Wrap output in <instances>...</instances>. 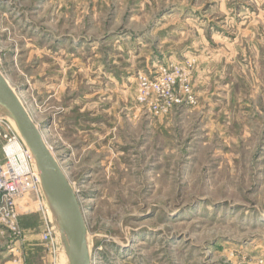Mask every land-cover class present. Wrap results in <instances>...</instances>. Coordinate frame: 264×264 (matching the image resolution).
Listing matches in <instances>:
<instances>
[{
	"label": "rangeland",
	"instance_id": "374dc122",
	"mask_svg": "<svg viewBox=\"0 0 264 264\" xmlns=\"http://www.w3.org/2000/svg\"><path fill=\"white\" fill-rule=\"evenodd\" d=\"M1 4L0 69L78 193L91 264H264V0ZM187 62L196 104L140 113L139 75ZM37 202L16 198L0 264H68Z\"/></svg>",
	"mask_w": 264,
	"mask_h": 264
},
{
	"label": "built area",
	"instance_id": "2783aa9c",
	"mask_svg": "<svg viewBox=\"0 0 264 264\" xmlns=\"http://www.w3.org/2000/svg\"><path fill=\"white\" fill-rule=\"evenodd\" d=\"M192 69L193 62H187L186 64H171L149 73H141L138 77L136 97L139 112L159 118L183 106L196 104L197 99L191 83ZM0 123H5L8 127V131L3 133L0 131V137L6 142L4 151L7 156V158L0 156V225L16 232L18 230L16 198L26 192H31L37 196V209L45 217L49 214V208L33 165L29 164V166L26 163L25 172L19 171L20 165L16 161V155L19 152L9 154L6 147L17 141L23 151L22 154L31 159L30 149L23 143L21 135L18 134L8 117L0 116ZM46 222L47 231L43 233V238L47 244L55 247L57 242L54 239V226L47 219Z\"/></svg>",
	"mask_w": 264,
	"mask_h": 264
},
{
	"label": "water",
	"instance_id": "95a60500",
	"mask_svg": "<svg viewBox=\"0 0 264 264\" xmlns=\"http://www.w3.org/2000/svg\"><path fill=\"white\" fill-rule=\"evenodd\" d=\"M0 115L14 121L30 149L40 176L42 192L57 227L60 244L69 264H91L88 226L78 193L58 158L0 69ZM51 214V216H52Z\"/></svg>",
	"mask_w": 264,
	"mask_h": 264
},
{
	"label": "bare ground",
	"instance_id": "6f19581e",
	"mask_svg": "<svg viewBox=\"0 0 264 264\" xmlns=\"http://www.w3.org/2000/svg\"><path fill=\"white\" fill-rule=\"evenodd\" d=\"M10 119V118H9ZM10 121H11V123L13 124V126H14V128L16 129V131L18 132V134H20V132H19V130H18V128H17V126H16V124L14 123V121L12 120V119H10ZM23 143H25L24 142V140H23ZM26 144V143H25ZM6 150H7V152L9 153V154H14V153H17V152H19V154H20V157H21V160H22V163L20 164V166H19V171H24V170H26V167H27V165H26V161L24 160V155L22 154V149H21V146H20V144L17 142V141H14V142H12L10 145H8L7 147H6ZM31 154V153H30ZM31 159H32V161H33V163L35 164V162H34V159H33V157H32V154H31ZM18 163H19V161H18ZM17 163V164H18ZM36 166V165H35ZM35 171H36V173H37V176H38V171H37V168L35 167ZM39 177V180H40V176H38ZM41 183V182H40ZM50 210V209H49ZM51 214H52V212H50ZM52 218H53V214H52ZM67 256V255H66ZM67 260H68V258H66ZM64 264H65V262H64ZM69 264V263H68Z\"/></svg>",
	"mask_w": 264,
	"mask_h": 264
},
{
	"label": "crops",
	"instance_id": "0c3cea01",
	"mask_svg": "<svg viewBox=\"0 0 264 264\" xmlns=\"http://www.w3.org/2000/svg\"><path fill=\"white\" fill-rule=\"evenodd\" d=\"M36 7L38 8V6H37V5H36ZM37 8H34V10H35V9H37ZM6 9H7V8H6V6H5V5H2V4L0 5V10H6Z\"/></svg>",
	"mask_w": 264,
	"mask_h": 264
}]
</instances>
